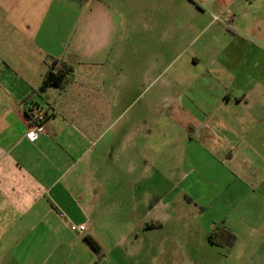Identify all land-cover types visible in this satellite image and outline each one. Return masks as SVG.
<instances>
[{
	"label": "crops",
	"instance_id": "crops-1",
	"mask_svg": "<svg viewBox=\"0 0 264 264\" xmlns=\"http://www.w3.org/2000/svg\"><path fill=\"white\" fill-rule=\"evenodd\" d=\"M55 63L72 81L39 92ZM121 76L155 90L159 139L151 125L110 130L121 116L105 90ZM32 107L47 115L34 141ZM154 184L195 205L209 234L235 235L211 243L225 264H264V0H0L4 264L97 263L117 195L139 188L147 203Z\"/></svg>",
	"mask_w": 264,
	"mask_h": 264
},
{
	"label": "rangeland",
	"instance_id": "rangeland-1",
	"mask_svg": "<svg viewBox=\"0 0 264 264\" xmlns=\"http://www.w3.org/2000/svg\"><path fill=\"white\" fill-rule=\"evenodd\" d=\"M77 81L82 82L80 77H77ZM120 81L114 90H105V98L110 101H106V106L114 117L121 116L115 124L109 122L110 125L114 124L110 130L128 133L137 127L142 132H148L151 125L154 136L159 139L161 126L165 123L155 115L151 116L148 105L150 100H155V90H147L145 84L138 83L130 88L127 80L122 78ZM132 116H136L135 121L131 119ZM107 163H110V159H107ZM153 168L152 172L156 173L157 170ZM140 174L141 170L137 175ZM119 178H129L126 168ZM152 188L153 196L147 203H144L139 188L131 196L124 191L117 195L114 212L118 215L105 224V227H115L113 233L96 235L101 239L107 256L91 264H225L227 252L216 248L209 240V225H205L208 218H197L198 208L195 205L179 201L176 196L166 197L165 192L169 187H156L154 184ZM140 200L143 202L139 203ZM148 212L150 217L144 218ZM160 214L163 221L159 222L157 217ZM141 222L144 224L139 225ZM84 247L95 256L88 245ZM84 262L89 264L87 259ZM0 264H4V231L1 226Z\"/></svg>",
	"mask_w": 264,
	"mask_h": 264
},
{
	"label": "trees",
	"instance_id": "trees-1",
	"mask_svg": "<svg viewBox=\"0 0 264 264\" xmlns=\"http://www.w3.org/2000/svg\"><path fill=\"white\" fill-rule=\"evenodd\" d=\"M56 63L51 67L48 72L44 83L39 92H44L50 87L61 88L63 85L70 83L72 81L71 73L72 69L63 65L59 71H55ZM35 92L31 93L28 98L25 100L26 102L30 100L34 96ZM209 240L212 244L223 245V240L226 241L228 247H233L236 242V237L230 231H228L225 227L216 228L209 236ZM84 241L90 247V249L97 255L101 253V249L96 241L90 237L85 236Z\"/></svg>",
	"mask_w": 264,
	"mask_h": 264
},
{
	"label": "built area",
	"instance_id": "built-area-1",
	"mask_svg": "<svg viewBox=\"0 0 264 264\" xmlns=\"http://www.w3.org/2000/svg\"><path fill=\"white\" fill-rule=\"evenodd\" d=\"M47 115L40 109L30 108L28 116L29 131L26 135L27 139L34 141L37 137L44 132V124L46 122ZM70 230L78 236H83L86 233V226H70Z\"/></svg>",
	"mask_w": 264,
	"mask_h": 264
}]
</instances>
